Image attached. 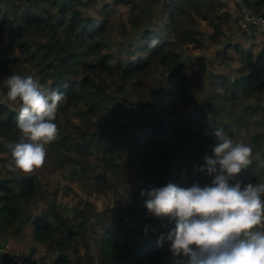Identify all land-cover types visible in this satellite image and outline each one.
Segmentation results:
<instances>
[{"label":"trees","instance_id":"16d2710c","mask_svg":"<svg viewBox=\"0 0 264 264\" xmlns=\"http://www.w3.org/2000/svg\"><path fill=\"white\" fill-rule=\"evenodd\" d=\"M0 1L7 7L0 11V38L9 51L8 55H0V86L7 93L4 81L16 74L31 76L45 88L65 94L56 112L58 135L46 145L44 165L30 173L6 167L11 159L8 145L21 142V133L16 127L18 110L0 103V235L18 220H30L23 205L44 196L42 177L61 172L68 181H78L89 188L91 180L96 187H113V204L98 210L90 199L79 198L67 208L56 203L55 188L41 211L32 217L34 240H55L57 253L50 264H91L95 257L87 255L89 232L97 235L92 238L98 249L97 264H154L170 247L168 242L158 244V237L172 229L174 223H169L167 217L149 214L143 207L146 196L141 192L168 183L210 186L213 177L198 171V166L204 164L205 154L211 155L216 129L252 148V163L230 183L240 182L242 188L248 183L264 184V43L257 52L243 50L236 42L224 44L222 50L233 46L243 54V71L232 76L218 73L222 89L206 91L203 85L202 92L207 95L201 107L184 89L188 80L187 48L197 50L225 38L224 28L232 20L225 0H122L131 4L125 17L130 39L119 47L117 60L108 50L100 51L104 46L100 36L107 19L96 23L93 15L84 14L74 0ZM228 1L236 11L233 1ZM243 1L264 16V0ZM201 20L211 26L204 39L198 34ZM153 39L158 43L150 47ZM194 60L199 80L204 81L205 55L200 53ZM23 64H30L31 70L24 69ZM155 69L163 70L166 86L159 95L161 106L157 114L141 113L135 132L123 131L100 112L93 96L104 91L107 81L92 73L106 72L111 77L118 71L124 78H135L132 86L143 88L141 78ZM89 86L95 88L93 92L89 93ZM155 92L152 89L150 93ZM186 103L195 106L186 126L175 122L166 127L159 125L161 114ZM146 106H153L152 101L144 99L140 107ZM72 114L79 117L78 122ZM206 114L212 128L207 126ZM166 128L175 137L172 145L161 134ZM182 142H187L186 148ZM64 189L72 187L64 184ZM81 239L84 253L73 261L68 252ZM4 244L0 241V255L6 262L0 258V264H11Z\"/></svg>","mask_w":264,"mask_h":264},{"label":"clouds","instance_id":"9594fccd","mask_svg":"<svg viewBox=\"0 0 264 264\" xmlns=\"http://www.w3.org/2000/svg\"><path fill=\"white\" fill-rule=\"evenodd\" d=\"M158 40L150 41L155 47ZM4 84L7 99L19 101L16 127L21 142L9 144L11 171L30 173L44 165L46 145L58 135L56 112L65 94L48 89L33 77L13 74ZM211 155L203 156L198 171L213 177L211 185L180 187L173 183L152 188L143 207L156 218L167 217L174 227L161 233L158 244L184 264H264V184H231L251 163L252 148L224 130L213 132ZM147 231V229H145Z\"/></svg>","mask_w":264,"mask_h":264},{"label":"rangeland","instance_id":"374dc122","mask_svg":"<svg viewBox=\"0 0 264 264\" xmlns=\"http://www.w3.org/2000/svg\"><path fill=\"white\" fill-rule=\"evenodd\" d=\"M74 2L81 5L84 14L93 15L96 23L99 24L102 18L107 19L108 22L106 24V29L100 36V40L104 43V46L100 51L108 50L113 54L115 60H117L119 47L126 42L125 40L130 39L127 35L128 29L125 23V17L130 11L131 4H126L122 0H119V2L116 0H74ZM5 10H7L6 5L0 1V11ZM197 27L199 28L198 34L202 36L203 39L211 30V26L202 21H199ZM228 40L229 39L226 41ZM4 42L5 41L0 38V55L9 54L8 49L4 47V45H6V42ZM229 42L230 41L227 43ZM258 43L260 44L262 42L259 40ZM224 44L225 41L222 39V44L220 46L206 43V45L200 49L192 50L187 48L186 50L185 75L188 80L184 84V89L195 98L196 106L198 107L202 106V100H204L207 95L202 92L203 85L205 86L206 91L222 89V87L218 85V78L216 77L218 73L224 72L227 75L232 76L243 71V54L231 46L226 48L225 51L222 50ZM259 47L260 46L258 45L257 48L259 49ZM219 51L220 53L216 54ZM142 53L144 54L145 52ZM200 53L205 55L207 62L206 77L204 81L201 82L197 72V65L194 60L195 56ZM22 67L31 70L30 64H23ZM41 74H44V72H41L40 75ZM91 75H102L107 81L106 86H103L104 91H102L98 97L93 96V98L99 103L100 112H102L109 121L121 126L123 131L135 132L141 118V113H158L161 106L159 95L166 90L162 78L163 70L155 69L147 72L146 75L141 78L144 84L143 88L132 86L131 83L135 78H124L118 71H115L111 77H109L106 72H94ZM95 81L97 83L100 82L98 78H96ZM94 89L93 86H89V93L90 91L93 92ZM152 89H156V92L153 94L150 93ZM144 99L152 101L153 106H146L141 109L140 105ZM0 103H4L16 110H18L20 106L19 101L13 102L7 99L6 89L2 85L0 86ZM84 106L86 109V105ZM194 108L195 106L187 103L182 106H173L169 109V113L165 112L161 114L159 117V125L166 127L171 122L185 125L187 124L189 116L193 113ZM69 112L72 113L71 109H69ZM73 118L75 119V122H78L79 117L77 115H73ZM92 119L95 120L96 116H93ZM55 122L56 120L54 123ZM206 123L208 128H212L213 124L208 118V114H206ZM87 124L88 122L85 123V128H88ZM79 134L82 135V130L79 131ZM161 134H165L167 144L172 145L175 141V137L169 135L167 128L163 129ZM181 145L183 148H186L187 142H182ZM41 182L45 194L42 197L30 199L28 203L23 205L24 212L27 214L37 215L54 194L55 188H58V193L55 196L56 201H58V204L60 203L67 208L74 205L79 198L90 199L99 209L113 204V187H96L95 182L92 180V184L89 188L78 181H68V178L63 176L61 172H53L42 177ZM64 184H69L72 189H64ZM79 244V242L76 243V245ZM9 249L13 250L10 247ZM170 253L171 252L168 249L167 254L154 264H184L183 259L174 262V259L170 258L172 256Z\"/></svg>","mask_w":264,"mask_h":264},{"label":"crops","instance_id":"0c3cea01","mask_svg":"<svg viewBox=\"0 0 264 264\" xmlns=\"http://www.w3.org/2000/svg\"><path fill=\"white\" fill-rule=\"evenodd\" d=\"M227 9L229 11V17L230 20L233 18L235 14L234 7L232 5V2H229L228 0H225ZM264 8V6H263ZM202 22H205L201 20ZM228 38H224L223 40L225 43L230 41L231 43L236 42L238 47L241 49L245 50L246 48H250L251 51L257 52L258 48L257 46L263 45V39L258 36V35H236L226 41ZM259 40L262 43H258ZM229 42V43H230ZM222 44V41L219 42V44H213V45H218L220 46ZM224 46V45H223ZM233 47V46H231ZM98 210H101L96 206ZM30 215V214H28ZM31 218L27 222H22L21 219L18 220L13 227L9 229L8 232H6L4 235H0V241H5L3 248H5V245H8L11 249L15 251H19L21 253L26 254L29 258H31L34 262L37 261L38 263L41 264H50L51 260L55 257L57 251H56V243L54 238L50 239L48 242L45 243H39L36 242L33 238V233H32V217L35 215H30ZM19 229L17 230V228ZM98 231H101V229H98ZM88 237L90 238V247L88 250L87 255L91 256L92 254L94 255V261L91 264H97L98 261V249H97V244L93 242L95 238H97V235L95 232H89ZM93 238V239H92ZM84 240H80V244L76 245L75 248L70 250L68 252V256L70 257L71 260L75 261L77 259L78 255H83L84 253ZM167 254V252H166ZM172 254V253H170ZM0 258L2 256L0 255ZM171 259H174V262H177V259L175 256L170 257ZM4 262H6V259L2 258ZM9 264V263H6Z\"/></svg>","mask_w":264,"mask_h":264},{"label":"built area","instance_id":"2783aa9c","mask_svg":"<svg viewBox=\"0 0 264 264\" xmlns=\"http://www.w3.org/2000/svg\"><path fill=\"white\" fill-rule=\"evenodd\" d=\"M232 1L236 5V11L230 23L224 28L225 37L231 39L236 35H258L264 40V16L243 0ZM4 249L9 253L11 264H34L26 254L10 250L8 245H5Z\"/></svg>","mask_w":264,"mask_h":264},{"label":"water","instance_id":"95a60500","mask_svg":"<svg viewBox=\"0 0 264 264\" xmlns=\"http://www.w3.org/2000/svg\"><path fill=\"white\" fill-rule=\"evenodd\" d=\"M56 203L58 204V201H56ZM62 205V204H61ZM63 206V205H62Z\"/></svg>","mask_w":264,"mask_h":264}]
</instances>
